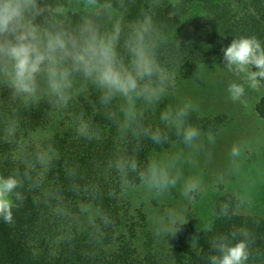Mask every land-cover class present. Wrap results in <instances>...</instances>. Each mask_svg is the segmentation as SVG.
<instances>
[{
  "label": "trees",
  "instance_id": "trees-1",
  "mask_svg": "<svg viewBox=\"0 0 264 264\" xmlns=\"http://www.w3.org/2000/svg\"><path fill=\"white\" fill-rule=\"evenodd\" d=\"M86 1L67 9L72 0H35L36 7L23 14L22 30L35 29L46 42L57 32L80 39L89 25L108 37L118 25L117 61L132 70L129 45L149 18L144 41L164 78L156 73L138 84L167 94L151 115L134 112L122 128L115 94L72 71L71 59L59 67L84 87L60 101L54 93L17 92L9 75L13 61L0 54V177L19 181L10 195L12 222L0 217V264H211V257L222 255L221 243L241 241L247 249L243 264H264V218L239 212L229 192L215 198L214 218L195 233L193 244L179 211L154 232L135 202V190L149 178L151 165L186 144L184 127L213 133L222 124L221 115H200L186 98H177L178 85L197 66L220 65L222 49L234 38L255 36L264 47V0ZM260 87L264 90V80ZM186 105L187 115L178 117ZM254 109L264 119V96ZM163 113L170 119H161ZM157 130L158 141L152 139ZM133 160L135 170L128 166Z\"/></svg>",
  "mask_w": 264,
  "mask_h": 264
},
{
  "label": "rangeland",
  "instance_id": "rangeland-1",
  "mask_svg": "<svg viewBox=\"0 0 264 264\" xmlns=\"http://www.w3.org/2000/svg\"><path fill=\"white\" fill-rule=\"evenodd\" d=\"M87 3L86 0H72L67 9L83 7ZM69 78L71 87L64 90L67 97L78 94L84 87L81 79ZM231 83L244 87L243 102L230 99L227 87ZM146 88L161 90L139 84V95L132 93L131 101L115 94L122 128L134 112L151 115L157 101L167 94L162 90L158 99H152ZM40 93H53L47 72L36 75L33 95ZM177 94L179 99L186 98L189 106L200 115H221L223 122L215 132H199L191 143L181 144L180 153L169 149L153 163L158 170L157 176L150 174L135 190V202L140 203L148 214L150 228L157 232L165 220L179 211L186 222L188 241L193 244L195 233L208 227L213 220V203L221 192H229L237 198L239 212L264 218V119L254 109L256 101L264 96V90L250 88L245 74L229 71L223 61L213 69L206 66L193 68L178 85ZM233 148L238 150L237 154L233 153ZM168 169L166 174L170 182L164 186L159 176ZM190 181L197 187L185 195Z\"/></svg>",
  "mask_w": 264,
  "mask_h": 264
},
{
  "label": "clouds",
  "instance_id": "clouds-1",
  "mask_svg": "<svg viewBox=\"0 0 264 264\" xmlns=\"http://www.w3.org/2000/svg\"><path fill=\"white\" fill-rule=\"evenodd\" d=\"M94 2V0H91ZM36 7L35 0H0V35L5 39L0 41V54L13 61V69L9 74L11 84L17 92L32 96L36 89V75L47 72L50 87L60 101H66L65 89L71 87L70 72L59 67L65 59H71L72 71L82 72L84 76L92 78L101 88L109 94L119 93L130 101L132 93L139 88L138 80L151 77L162 70L156 64L154 58L145 44L144 36L151 26L149 18L136 31L134 43H130L129 50L134 56L133 69L129 70L123 64L118 63L115 42L119 36V26L108 37L98 35L96 29L87 26L80 39L65 32L48 34L46 42L39 41L36 30H22L21 19L26 10ZM11 37V38H9ZM225 67L237 74H245L249 87L258 90L260 81L264 80V47L255 37L234 38L231 44L222 49ZM255 68V70H252ZM145 91H149L147 88ZM159 91H162L159 90ZM159 91L150 90L152 99L159 98ZM245 89L241 84L231 83L227 87V93L232 101H241ZM107 98V97H106ZM189 106L177 112L178 117L187 115ZM161 119H170V113H163ZM82 134L87 133V125L80 128ZM199 134V130L193 126L183 128L182 135L185 143H191ZM153 140H159V131L152 136ZM233 153L238 150L233 148ZM128 166L135 170L136 163L131 161ZM121 171L124 164L118 165ZM150 172L156 177L158 170L155 164L151 165ZM161 184L167 186L170 182L166 173H160ZM171 183H175L174 180ZM19 186V181L14 176L0 177V217L7 223L13 220V203L10 195ZM195 182H188L185 195L194 191ZM16 199L23 197L16 193ZM179 231V229H177ZM220 257H211V264H243L247 259V249L244 241L228 246L226 243L219 245Z\"/></svg>",
  "mask_w": 264,
  "mask_h": 264
}]
</instances>
